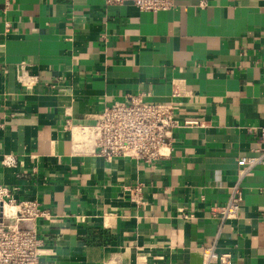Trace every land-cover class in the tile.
Wrapping results in <instances>:
<instances>
[{
  "label": "crops",
  "instance_id": "obj_1",
  "mask_svg": "<svg viewBox=\"0 0 264 264\" xmlns=\"http://www.w3.org/2000/svg\"><path fill=\"white\" fill-rule=\"evenodd\" d=\"M174 82L186 90L181 126L154 166L107 160L69 127L131 96L167 101ZM261 127L264 0H175L165 11L0 0V186L49 212L37 221L40 264H221L205 248L264 264V166L242 179L236 219L210 213L239 180L238 158L260 154Z\"/></svg>",
  "mask_w": 264,
  "mask_h": 264
},
{
  "label": "built area",
  "instance_id": "obj_2",
  "mask_svg": "<svg viewBox=\"0 0 264 264\" xmlns=\"http://www.w3.org/2000/svg\"><path fill=\"white\" fill-rule=\"evenodd\" d=\"M106 5L132 2L142 11H165L173 8L175 0H103ZM22 85L33 88L36 77L23 73ZM171 98L164 102H149L140 96H131L124 101L106 105L94 124H69L78 143L89 142L93 151L107 160L124 158L142 162L148 166L167 157L165 146L173 131L181 126L178 111L183 106L179 99L186 90L174 82ZM185 126L202 125L199 120H185ZM262 143L260 154L238 158L239 180L232 187L229 199L224 204L213 205L210 213L221 224L236 219L241 210L243 192L241 181L258 166H264V127L259 128ZM249 131L255 132L253 128ZM6 164L16 162L14 156H5ZM140 202L141 188L135 187ZM0 207L3 217L0 222V264H40L45 253V241L39 236L37 221L49 216L38 200H19L15 192L0 186ZM207 259H217L221 264H232L228 254H218L214 248H205Z\"/></svg>",
  "mask_w": 264,
  "mask_h": 264
},
{
  "label": "water",
  "instance_id": "obj_3",
  "mask_svg": "<svg viewBox=\"0 0 264 264\" xmlns=\"http://www.w3.org/2000/svg\"><path fill=\"white\" fill-rule=\"evenodd\" d=\"M2 217H3V208L0 207V222L2 221Z\"/></svg>",
  "mask_w": 264,
  "mask_h": 264
}]
</instances>
